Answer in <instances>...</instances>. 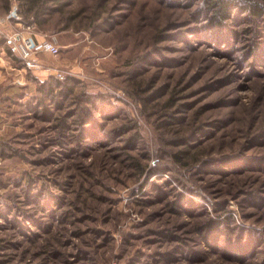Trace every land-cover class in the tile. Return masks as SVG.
<instances>
[{"label": "rangeland", "instance_id": "obj_1", "mask_svg": "<svg viewBox=\"0 0 264 264\" xmlns=\"http://www.w3.org/2000/svg\"><path fill=\"white\" fill-rule=\"evenodd\" d=\"M20 11L0 0V264H264V0ZM21 33L58 55L28 69Z\"/></svg>", "mask_w": 264, "mask_h": 264}, {"label": "built area", "instance_id": "obj_2", "mask_svg": "<svg viewBox=\"0 0 264 264\" xmlns=\"http://www.w3.org/2000/svg\"><path fill=\"white\" fill-rule=\"evenodd\" d=\"M8 18L0 16V27L6 23ZM9 43L12 52L25 63L28 69L40 68V55L49 54L56 56L59 53L58 47L51 41H35L29 34H13L9 36Z\"/></svg>", "mask_w": 264, "mask_h": 264}, {"label": "trees", "instance_id": "obj_3", "mask_svg": "<svg viewBox=\"0 0 264 264\" xmlns=\"http://www.w3.org/2000/svg\"><path fill=\"white\" fill-rule=\"evenodd\" d=\"M45 3H47V0H26V6H27V11L26 12L27 13L26 12L23 13V12L20 11L19 14H21L24 17H27V16L30 17L31 16V17H33V18H35V19L40 21V19L43 17V15L45 13H38V12H36V10H39V11L41 10L42 11L43 7L45 6ZM230 7H231V2L230 1H226L224 3H220L219 6L216 7L215 20H216L217 17H219V18L225 17L230 12L229 11ZM10 9H11V5H9V3H7V5H6V13H5L6 15L9 14ZM254 12H255V14L261 16L262 9H260L258 6H255L254 7ZM216 23H218V22H216ZM215 27H217V26H215ZM8 53L11 56L15 55L12 52V50L9 49V48H8ZM49 88H51V87H49ZM175 158H176V160L178 162H182V160H183L178 154L175 156Z\"/></svg>", "mask_w": 264, "mask_h": 264}, {"label": "crops", "instance_id": "obj_4", "mask_svg": "<svg viewBox=\"0 0 264 264\" xmlns=\"http://www.w3.org/2000/svg\"><path fill=\"white\" fill-rule=\"evenodd\" d=\"M2 45V41H1V34H0V60H1V57H3V55H5V51L3 50V48L1 47ZM1 62H0V79H1ZM0 84H1V80H0Z\"/></svg>", "mask_w": 264, "mask_h": 264}]
</instances>
